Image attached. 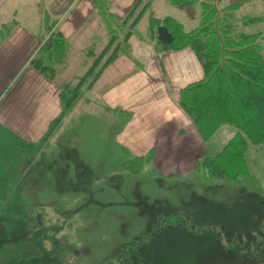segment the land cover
Here are the masks:
<instances>
[{"label": "rangeland", "instance_id": "374dc122", "mask_svg": "<svg viewBox=\"0 0 264 264\" xmlns=\"http://www.w3.org/2000/svg\"><path fill=\"white\" fill-rule=\"evenodd\" d=\"M86 1L0 0V264H264V142L248 146V172L226 180L197 168L203 155L158 169L152 155L133 158L117 139L130 115L112 110L109 67L118 59L150 71L158 65L130 134L161 118L179 105L186 70L195 77L203 68L190 48L191 56L154 57L173 50L157 41V28L170 17L195 29L199 5L96 0L98 12L79 22L74 40H56L62 55L47 59L51 21ZM250 4L243 15H264V1ZM246 30L263 33L264 55V21ZM41 32L40 64L75 99L46 136L60 109L30 65ZM94 79L102 81L94 87ZM235 131L222 127L204 155L219 153Z\"/></svg>", "mask_w": 264, "mask_h": 264}, {"label": "trees", "instance_id": "16d2710c", "mask_svg": "<svg viewBox=\"0 0 264 264\" xmlns=\"http://www.w3.org/2000/svg\"><path fill=\"white\" fill-rule=\"evenodd\" d=\"M169 1L178 6L197 4L201 11L199 24L191 31L182 30V25L173 18L168 17L163 21L174 37V41L165 46L173 50L192 49L204 71L201 80L181 90V108L192 119L205 141L211 140L226 125L236 129L221 151L216 155L204 156L198 167L206 169L212 178L234 180L248 172L245 160L248 146L264 142L263 33L246 30L250 25L264 21V15H243L244 8L250 7L253 1L226 4H223V0ZM108 15L109 18L113 16L112 13ZM104 19L108 25L111 24L110 19ZM52 25L44 50L46 58L50 60L51 55H62L61 48L55 46L56 40L63 46L66 41ZM42 50L32 63L40 72L52 78L53 70L49 71L40 64ZM95 81L92 80L91 85ZM74 101V98L67 99L63 92L60 117L71 109ZM151 155L150 152L147 157Z\"/></svg>", "mask_w": 264, "mask_h": 264}, {"label": "crops", "instance_id": "0c3cea01", "mask_svg": "<svg viewBox=\"0 0 264 264\" xmlns=\"http://www.w3.org/2000/svg\"><path fill=\"white\" fill-rule=\"evenodd\" d=\"M246 1L264 0H226L227 3H237ZM134 5L131 9H128L129 11L127 10L128 13L125 14L124 18H126L129 15V12L136 6ZM70 11H67L66 15H64L63 18L59 21H51L49 15L45 13V15H47L50 21L52 22V24H54L53 28L59 30L63 34L66 41L74 40V36H76L80 27L79 22L82 21L84 24L95 13L98 12L95 0H87L86 3L80 9V11H77L75 15H72L70 18H68V14L70 13ZM40 34L41 42L33 50L30 65L33 66V69H35L38 74L44 77V83L46 84L48 97H50L47 99L50 101L51 104H53V102L55 101L53 110L57 111L60 109V111H57V113L54 114L53 120H51L50 122L48 121V127L44 134V136H46L48 130L50 129L52 124L56 122V120L60 117V114L62 112L63 90L61 85L55 78H49L48 76L44 75L32 63L36 56H38L43 44L42 32ZM49 38L50 34L48 35L47 40ZM36 39L37 38L34 36V45L36 44ZM13 40L14 38H11L10 41ZM187 49L188 48L181 50L161 51L157 54H154V57L158 58L163 55H168L169 51H177L180 55L188 54L191 56V52ZM143 64L144 65L141 67L139 65L133 66L134 64L131 63L127 65V62L122 59H118L111 64L112 66L109 67V71L112 69V72L110 73L112 74V106H114L112 110L117 111L121 109L122 112H125L126 114L130 115V120L126 123L125 128L121 130L117 135L118 141L122 144L124 150L130 153L129 156L133 158L145 157L151 152V162L158 169L175 168L177 167V164H179L180 166L182 162L191 159V153L196 155V161L199 160L198 158L202 157V155L205 156L204 153L206 152V141L202 138L196 125L181 108L180 104H174L172 109L166 113L164 112L161 118H159L158 120L156 119L155 122L147 125L145 128H137L138 131L130 134L131 132H133L137 119L139 117H142L139 116L142 112V106L145 105L148 101L147 98H142L144 97L143 90L148 87L149 84L156 83L157 81V77H152L150 81V75L148 74L151 71H158L157 69L160 68L158 65L154 66V64L152 70L150 71L149 67L146 66L145 63ZM129 72L132 73V76L128 75ZM194 75L195 77H192L190 75L189 70H186V76H184L185 79H182L183 83L178 84L177 87L179 92L178 99L180 98V92L184 87L203 78L204 71L203 73L202 71H197ZM172 80H174V78ZM97 81L98 82H95L93 84L94 87L96 86V83L99 84V81L102 80L99 79ZM170 82L171 83L165 81L164 87L166 88L169 85H172V81ZM138 97L139 99H137ZM51 98L54 101H52ZM177 102L179 103V100ZM126 134L130 135L125 136ZM44 136L42 138H44ZM23 137H25V135H23Z\"/></svg>", "mask_w": 264, "mask_h": 264}, {"label": "water", "instance_id": "95a60500", "mask_svg": "<svg viewBox=\"0 0 264 264\" xmlns=\"http://www.w3.org/2000/svg\"><path fill=\"white\" fill-rule=\"evenodd\" d=\"M157 41L164 45H169L174 41L172 33L164 25L157 28Z\"/></svg>", "mask_w": 264, "mask_h": 264}]
</instances>
